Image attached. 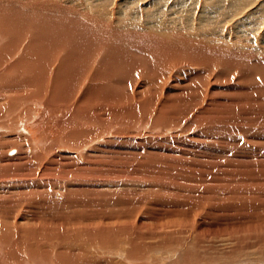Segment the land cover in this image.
I'll list each match as a JSON object with an SVG mask.
<instances>
[{"label":"rangeland","instance_id":"obj_1","mask_svg":"<svg viewBox=\"0 0 264 264\" xmlns=\"http://www.w3.org/2000/svg\"><path fill=\"white\" fill-rule=\"evenodd\" d=\"M54 1L103 41L72 92L0 40V264H264V0Z\"/></svg>","mask_w":264,"mask_h":264},{"label":"bare ground","instance_id":"obj_2","mask_svg":"<svg viewBox=\"0 0 264 264\" xmlns=\"http://www.w3.org/2000/svg\"><path fill=\"white\" fill-rule=\"evenodd\" d=\"M2 1L3 0H0V3ZM35 2L39 3V4H36L33 2L32 3L31 2H28V3L24 2L23 5L16 7L17 10H12V8H10L9 6H6L7 8L0 6V33H2L0 35V40L7 39L6 35H8L10 37V42L9 43L7 42L8 44L3 47L2 52L3 53L5 51L10 52L11 50L14 49V45H16L17 42L22 40L25 36H29L31 43L26 50V53L29 57H28V59H25V57H24V59L22 61H20V63H23V64L25 63V67L29 68L34 73V69L35 70H37V69H36V65L32 66V60L35 59L36 57L37 58L43 57L45 59L44 65L47 63L45 66V70H44V73H45V71H47V69H52V66L56 62L57 58L61 57L62 61H61V64L59 65V67L56 71L57 72V78L54 82V86H56V87L62 86L61 88L64 87V89H66L67 91H72V92L75 90L77 91V86H79V83L81 84V82H82L84 85L86 82V79H88V77H87L85 80H83V79L79 80L80 71L84 70L89 65H93L94 61L96 60L95 54H97L99 52L98 46L100 44H102L101 42L103 41V40L101 41V33H100V31L98 32V25H97V22L100 19V16H98L99 18H98V20H96V19L90 17L84 10L83 11L78 10L79 9L78 7H65L62 4H60L54 0H35ZM93 2H94V0H92L91 3L90 2L89 3L91 5L92 10H95L96 7H94L95 5L92 4ZM54 8L57 10V12L62 13V14H59V13L54 14V13H51L49 11H46L49 9L53 10ZM87 8H90V6L85 5L84 9H86V11H87ZM68 14L77 15L79 19L69 17ZM29 16H30V19L28 21H26V19H28ZM108 20H107V22H108ZM103 24H101V26ZM21 26L24 28L22 30V32H20ZM114 26L115 25H113L111 23L109 24V28L111 30L114 29L113 28ZM102 32H103V30H102ZM104 32H106V30ZM106 34H108V33H106ZM109 34H108V36H109ZM115 34H117V33H115ZM144 36H145V34H144ZM144 36H143V38H144ZM108 47H109V45H108ZM0 55H2V54H0ZM111 57H112V55L110 56V58ZM34 63H36V62H34ZM106 64H107V62H106ZM100 66H101V64H100ZM39 67L41 68V66H39ZM50 71H53V70H50ZM29 72H31V71H29ZM42 75H44V77H45V74H42ZM42 75H40V76H42ZM50 75H53V74H50ZM33 76H34V74H33ZM28 77H29V75H28ZM31 80H33V79H31ZM41 81H44V79ZM66 81H68L67 84H69V85L65 84ZM34 83L35 82H33V84ZM37 83H39V82H37ZM39 85H41V84H39ZM12 86H13V84H12ZM39 89H40V87H39ZM103 91L104 90H102V92ZM81 92H82V90H81ZM0 93H1V90H0ZM11 99H12V97H11ZM14 106H16V105H14ZM80 116H82V115L80 114ZM87 118H89V117H87Z\"/></svg>","mask_w":264,"mask_h":264}]
</instances>
